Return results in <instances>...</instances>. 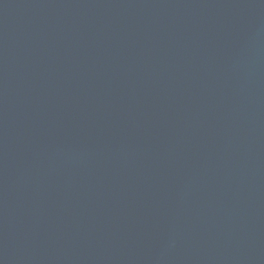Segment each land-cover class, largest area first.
I'll return each instance as SVG.
<instances>
[{
  "label": "water",
  "instance_id": "95a60500",
  "mask_svg": "<svg viewBox=\"0 0 264 264\" xmlns=\"http://www.w3.org/2000/svg\"><path fill=\"white\" fill-rule=\"evenodd\" d=\"M0 264H264V0H0Z\"/></svg>",
  "mask_w": 264,
  "mask_h": 264
}]
</instances>
